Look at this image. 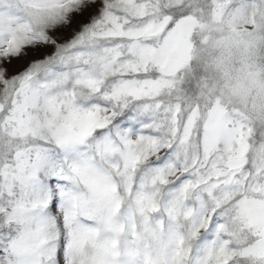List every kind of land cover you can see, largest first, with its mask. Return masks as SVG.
<instances>
[{
	"label": "snow or ice",
	"instance_id": "obj_1",
	"mask_svg": "<svg viewBox=\"0 0 264 264\" xmlns=\"http://www.w3.org/2000/svg\"><path fill=\"white\" fill-rule=\"evenodd\" d=\"M0 264H264V0H0Z\"/></svg>",
	"mask_w": 264,
	"mask_h": 264
}]
</instances>
